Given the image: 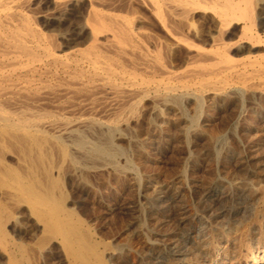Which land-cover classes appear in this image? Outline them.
Wrapping results in <instances>:
<instances>
[{
    "label": "bare ground",
    "instance_id": "obj_1",
    "mask_svg": "<svg viewBox=\"0 0 264 264\" xmlns=\"http://www.w3.org/2000/svg\"><path fill=\"white\" fill-rule=\"evenodd\" d=\"M260 49L264 0H0V264H264V171L243 154L255 144L226 145L223 177L193 184L192 214L181 204L164 234L103 236L66 191L102 169L140 182L118 143L143 102L181 113L178 136H203L207 96L255 113ZM180 193L142 199L166 206Z\"/></svg>",
    "mask_w": 264,
    "mask_h": 264
},
{
    "label": "rangeland",
    "instance_id": "obj_2",
    "mask_svg": "<svg viewBox=\"0 0 264 264\" xmlns=\"http://www.w3.org/2000/svg\"><path fill=\"white\" fill-rule=\"evenodd\" d=\"M204 16L199 15L196 18L194 26L197 27L195 29L206 25ZM197 20L199 21L197 22ZM263 50L254 51L251 55L262 54ZM176 53H179L180 61L183 52L177 50ZM208 97H205L206 100L204 99L201 116L202 125L200 128L204 133L203 136H196L193 133L187 136L181 134L180 139L179 130H188V126L179 119L181 113L179 114L175 109L165 105H158L154 111H151L148 102L141 104L134 121L126 129V139L118 143L119 146L122 145L121 148L124 151L126 150V154L129 153L127 156L130 158L140 182L136 181L132 171L126 170L115 176L110 173L111 171L102 169L89 173L87 185L71 184L66 187L68 196L80 205L84 218L88 222L90 221L91 227L96 232H100L103 236L114 237L129 227V231L126 233L128 235L145 233L153 229L158 234H164L167 227L161 223L166 216L172 214L170 212H174L179 206L186 205L191 210L190 215L192 214L189 191L193 184H207L223 177L220 175V171L224 164L226 167L230 166L223 154L226 145L234 151L241 144L257 145L250 150L247 149L243 154L249 158L252 167L261 165L264 171V104H258L255 113H242L240 119L241 110L228 107L229 104L225 108L212 97ZM192 104L188 100L183 101L181 112L192 116L195 110ZM235 126L250 128L251 134L249 135L251 136L233 138ZM257 133L263 134L261 135L263 137H257ZM214 135L222 136L218 139L219 141H213L211 137ZM182 175L185 176L188 183L181 189ZM170 184L178 186V190L183 194L181 196L180 193L174 203H167L166 206H163L149 201L147 205L142 199L143 195H147L148 198L152 197V193L156 189ZM184 187L186 188L183 189ZM155 216L157 220L153 221L156 223L154 226L150 221L152 217L156 219ZM107 239L110 240V238Z\"/></svg>",
    "mask_w": 264,
    "mask_h": 264
}]
</instances>
